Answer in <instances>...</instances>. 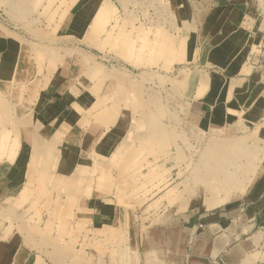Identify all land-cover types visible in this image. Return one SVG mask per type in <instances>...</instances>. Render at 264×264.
<instances>
[{"label":"rangeland","instance_id":"rangeland-1","mask_svg":"<svg viewBox=\"0 0 264 264\" xmlns=\"http://www.w3.org/2000/svg\"><path fill=\"white\" fill-rule=\"evenodd\" d=\"M227 1L0 0L14 91L0 119L39 159L36 186L15 205L21 215L0 207V231L8 224L0 264H115L128 246L99 238H134V250L144 249L167 211L217 210L262 193L264 0H246L243 27L231 35L219 18ZM23 63L34 69L21 86L12 74ZM62 77L77 102L74 127L99 129L87 135L85 164L70 175L64 164H49L51 152H65L64 139L38 115L50 78L56 87ZM105 176L112 190L103 193L127 222L118 228L91 221L87 201Z\"/></svg>","mask_w":264,"mask_h":264},{"label":"crops","instance_id":"crops-1","mask_svg":"<svg viewBox=\"0 0 264 264\" xmlns=\"http://www.w3.org/2000/svg\"><path fill=\"white\" fill-rule=\"evenodd\" d=\"M93 1L94 4L100 5L106 3L104 0ZM246 3V0H229L225 3L226 14L219 18L222 25L229 30L228 35L241 31L248 10ZM10 44L8 32L4 29L0 30V116L2 117L9 116V107L6 109L2 106L8 105L4 102L10 99V93L13 91L9 79L10 73L6 66ZM31 68L34 69L29 64L23 63L12 74L15 78L14 82L21 86L29 83L27 74L31 73ZM49 81L47 95L42 98L46 110L44 114L40 112L38 115L43 118L47 128L56 134L59 133L64 139L65 152L60 156L57 151L51 152L49 164L53 162L56 168L60 163L64 164V173L70 175L74 172V165L85 164V159L80 158L79 155L91 144L93 145L90 141L91 137L88 138L87 135L91 132H99V129L75 128L77 102L67 85V78L58 79L60 82L56 84L60 85L56 87L53 79L50 78ZM37 89V84L31 85L25 93L33 95ZM19 93L21 92L14 93L15 97ZM22 93L17 98L25 99V93ZM20 111L26 115L25 108ZM58 123L62 125L65 123L66 128H57ZM23 138V133L20 136L11 135L8 121L0 119V207L8 205L14 210V217L21 215L15 208V205L22 202L19 195L26 187L31 191V186H36L37 182L35 166L39 162L36 158L38 154L30 151L32 146ZM50 146L57 150L56 144L51 143ZM103 148L106 149V143ZM113 188V191H116V185ZM85 189L86 186L83 187V190ZM107 189L112 190V184L107 183L105 176L101 190H98V193L93 192L95 194L92 197L93 202L87 201V204L92 205L91 221L105 228L124 226L127 222L121 220L120 215L118 216V201L111 197V194L103 193L107 192ZM33 192V202H36L37 194ZM261 192L255 199L246 196L228 201L221 207L217 205L220 207L217 210H214L215 207L206 206L205 210L199 209L188 214L183 212V214L171 215L167 211L162 214L158 224L151 226L153 233L144 239L143 243L146 247L144 249L139 247V251L134 250L133 246L137 243V239L134 238L103 237L99 238L98 243L106 244L111 241L114 244L128 246L120 248V253L114 259L115 264H264V189ZM79 202L77 203L80 204ZM6 217L4 212L3 221ZM7 226L8 224L2 228V232L0 231L2 234ZM13 236L10 234L8 238L12 239ZM142 249L143 252L140 251Z\"/></svg>","mask_w":264,"mask_h":264},{"label":"built area","instance_id":"built-area-1","mask_svg":"<svg viewBox=\"0 0 264 264\" xmlns=\"http://www.w3.org/2000/svg\"><path fill=\"white\" fill-rule=\"evenodd\" d=\"M262 49L264 50V45H263V47L260 48V52H262ZM263 57H264V54H263Z\"/></svg>","mask_w":264,"mask_h":264}]
</instances>
